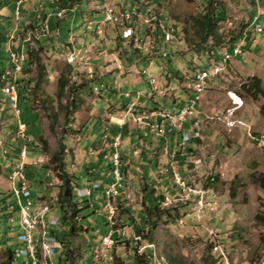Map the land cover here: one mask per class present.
<instances>
[{
	"label": "rangeland",
	"instance_id": "1",
	"mask_svg": "<svg viewBox=\"0 0 264 264\" xmlns=\"http://www.w3.org/2000/svg\"><path fill=\"white\" fill-rule=\"evenodd\" d=\"M16 1L0 0V75L12 68L10 52L16 53L19 59L23 57L28 64L30 59L27 51L32 47H39L30 35L28 24L32 19L37 24L44 22L47 25V28L44 26L47 36L40 34L37 38L43 45L38 48V54L46 66L47 74L44 77L45 82L41 83L44 91L37 90V94L38 99H46L50 95L47 104L53 103L56 109L54 111H58L57 125L62 122V113L58 110L55 95L59 75H65L69 83L76 82L86 87L82 88V102L74 112L72 131L66 140L67 149L63 154L65 168L79 182V186L84 187L81 190H90L91 183L82 179L86 168L97 161V156L90 154L88 148L99 146L100 135L105 132L108 122L125 126L117 131L120 134L119 151L125 153L128 163L120 166L124 179L121 182L122 187L118 188L114 196L116 213L112 218L113 225L120 228L121 233L125 231L120 237L130 240L132 233L137 236L135 225L143 226L139 209L143 195L142 185L146 182L143 172L145 168L152 171L149 179L153 183L151 185L154 194L165 196L161 207L167 211L153 226L149 223V227L144 228V233L147 229L151 230L152 244L140 240V252L151 250L156 259L155 264H264V223L256 218L257 214L264 215V188L260 181L252 177L253 174L264 175V116L259 109L263 101L251 99L241 88L248 76H257L264 82V0H254L256 4H252L251 0H213L214 3H222L225 10L224 19L218 22L217 30L223 42L218 44L210 38L201 43L196 34L194 19L198 17L207 0H140V4L133 0H79L76 8L71 9L68 16L59 21V9L56 11L52 8L49 0L25 1L19 6L20 14H15ZM145 3H149L147 10L144 8ZM100 6L104 11L111 10V7L117 10L128 9L132 22H135L136 14L138 20L134 30L139 39L135 37L134 30L127 34V27H119L115 33L114 23L101 22L105 21V12H92L100 11ZM254 8L259 9L255 20L262 32L253 31L249 25ZM59 12L61 17L66 14L64 10ZM155 13H162L160 20L165 18L163 28H167L157 35L159 45L155 44L154 38L161 26L156 25L157 19L153 20ZM118 24L129 26L126 21L121 22L120 18ZM87 28L97 36H104V39L109 40L103 42L99 38L98 43L105 51L109 48L115 54L110 62L113 70L108 71L114 73L110 81L109 75L103 70L89 71L87 65L94 66V63H90L92 60L88 63L72 46V41L76 42L74 34L83 29L88 31ZM176 29L178 36L175 37ZM18 33H22L24 39H20ZM119 33L123 41L117 36ZM11 35L16 39L8 40ZM238 38L239 42H245L243 53L229 57L227 53L225 57L229 61L225 66L223 60L225 69L216 78L212 67L217 64L210 67L206 65L207 56L203 54H208L211 49L214 53L218 46L235 42ZM171 39L174 40L173 44ZM161 45L167 56L151 57V47L160 48ZM156 50L160 52L159 49ZM233 58L235 60L230 62ZM149 59H153L150 73L154 76L150 77V82L141 70L146 67ZM23 65L24 62L21 61L22 69ZM167 67L171 68L169 78L166 75L169 71ZM199 68H206L200 74L205 73L208 78L216 79L203 93L202 101L200 100L203 102L201 110L205 115H197L195 118L199 121L200 134L194 154L186 156L183 162L178 163L175 152L177 148H170L168 145L170 134L161 136L159 132H154L155 125L162 124L156 115L158 111L170 108L177 97L190 94L189 91L186 92V78ZM28 69L29 80L36 75V67L31 64ZM22 71L16 73L17 81L23 78ZM200 74L195 79H188L190 82L195 81ZM8 78L6 75L2 76L3 81H7L5 85L13 84V78ZM16 83L15 81V85ZM3 84L0 81V264L7 247L16 251L24 247V243L16 238L21 230L18 224L20 210L13 193L11 178L13 172L19 168L20 149L33 138L30 136L29 140L24 139L23 134L18 132V119L26 124V134L31 130L48 141L50 150L57 148V139L49 130L46 114L30 95L34 83L24 80L19 83V87L18 84L16 86V104L20 111L18 118L8 94L1 89ZM229 92L239 96L242 104L238 105V100H234ZM136 93L139 95L137 101ZM146 99L152 100L154 104L145 106ZM175 108L182 106L175 105ZM142 115H147L148 118H144V121H148L151 126L135 119ZM101 119L105 122H100ZM229 120H240L243 125L235 124L231 127ZM136 124L149 127L153 134L163 138L159 141L155 138L153 144L156 147L151 149V154L141 153L143 138L151 140L150 131L147 127L137 128ZM57 125L56 131H62ZM171 131L173 129H165V133ZM176 133L178 132L173 135ZM256 136L262 138V141L253 139ZM133 143L136 147H130ZM150 146L153 147L152 144ZM180 146L181 152L185 154L187 150L184 151L182 145ZM3 148L6 149V154H3ZM26 148L25 168L21 172L26 177L31 198L37 202L33 205L36 212L43 206L52 205L56 196L55 185L59 180L52 169L41 167L52 165L49 161L50 153H42L32 146ZM106 151L110 153L112 150ZM109 162L107 186L114 181L111 173L117 166L115 161ZM181 170L185 173L183 176ZM13 181L15 186L19 185L18 176ZM91 192L81 193L83 197L80 198L75 197L80 202V207H83L79 214L81 231L74 240L75 245L81 244V264H114L115 261L116 264H132V245L136 244L134 242L128 247L124 243L114 245L113 242L112 247L106 249L108 259L95 261L93 255H98L96 241L111 230V226L107 218V198L93 188ZM74 193L78 196L77 189ZM88 198L93 203L95 212L91 207H86L88 204L85 200ZM110 201L109 199L108 202ZM10 217L15 221L10 222ZM51 219L56 221L53 226L49 223ZM61 220L62 212L57 206H51L41 219L45 226L37 221V227L32 231L37 261L30 256L21 255L15 258L13 264H35V261L36 264H58L60 250L57 246L54 248L56 242L51 245L45 243L49 241L46 237L53 239L51 231L56 234L60 232ZM215 245H219L220 249H214ZM115 254L118 260L115 259Z\"/></svg>",
	"mask_w": 264,
	"mask_h": 264
},
{
	"label": "trees",
	"instance_id": "2",
	"mask_svg": "<svg viewBox=\"0 0 264 264\" xmlns=\"http://www.w3.org/2000/svg\"><path fill=\"white\" fill-rule=\"evenodd\" d=\"M77 1H79V0H49L50 5L53 8H55L56 10L59 9V11L64 10L66 13L64 15V17H61L62 14L58 15L59 11H57L58 21L67 17L68 14L70 13L71 9L76 8ZM251 1H252V4H256V2L254 0H251ZM133 2H135L136 4H140L139 3L140 0H133ZM148 2H149V0H148ZM148 4L149 3L144 4L145 5L144 7L146 8V10H147ZM38 5L42 6L41 3H39ZM157 5H158V3H157ZM33 7H34V9H36L35 6H33ZM77 8L80 9V6H78ZM148 11H150L149 8H148ZM255 11H256V8H254L253 15H254ZM80 12L83 13V11L81 9H80ZM92 12H93V14H99V12H101V11H92ZM155 14L156 15L154 16L153 20L156 21V19H157L156 25L161 26L160 27L161 29L159 28L155 34L156 38H154L158 43L157 35L162 34L163 30L167 29V28H163V22H164L165 18L163 20L162 19L160 20L162 13H159V14L155 13ZM253 15H252V17H253ZM224 16H225V10H224V7L222 6V3H220V2L214 3L213 0H207L206 5H204L201 8V10L199 11L198 17H196L194 19V23L197 27L196 34L199 36L201 43L206 42L208 38L214 40L215 44L223 42V41H221V38H220L217 30H218V22L223 20ZM134 17H135V19H138L136 14ZM252 17H251V19H252ZM259 17H260V14H259ZM42 20L44 21L43 17H42ZM135 23L136 24H134V25L136 26L137 21H135ZM152 23H154V21ZM44 24H45L44 22H42L41 24H37L34 19L30 20V22L28 24V27L30 29V35L35 40V42L37 44H39L38 48H41L43 45L38 40L37 36L40 34H45L47 36L46 29H45V27L47 28V25L46 24L44 25ZM93 25L94 24H92V26ZM118 25H116V24L114 25V32L115 33L118 32V28H119ZM174 27H176V26H174ZM263 30H264V25H263ZM35 33L37 35H35ZM18 36L20 37V39H24V36L22 33H18ZM117 36H119L120 40L123 41V38H122L120 33L117 34ZM176 36H178L177 29H176V33H175V37ZM66 38H68V37H66ZM15 39L16 38H14L13 40H15ZM233 43L234 42L230 41L227 44H225L224 46H222V45L220 47L218 46V50H216L214 53L211 49L208 54H203L204 56H207L206 61L207 60L208 61L206 62V65H208L210 67V65H214L215 63H220L221 60L223 62L222 55L225 52L230 51L232 49ZM156 45H159V44H156ZM152 47H154V48H152ZM152 47H151V49H152L151 52H153L152 53L153 55H159V57L167 56V55L160 56L161 54H167V52L162 49V45L160 46V48L155 47V46H152ZM243 47H244V44H243ZM38 48L32 47L27 51V56L30 59V60H28V64H27L26 60H22V58H20L21 61L24 62L23 68L25 70L22 69L23 70L22 74L24 76L19 81L16 80L17 83L15 85V88H16L17 84L19 87V83L23 82L24 80H26L27 82H33L34 83L32 86V89L30 90V95H32L33 101L39 103L43 113L46 114V116L48 118L49 130L55 134L56 139H57V148L50 150V147H49L47 140H45L39 134H37V135L34 134L31 130H28L27 134H26V129H25L22 137L24 139L29 140V138L31 136L33 139L30 143L25 142L23 144L22 148L24 147L25 149H27L26 146H32V147L38 148V150L42 153H50L49 161L52 165L51 166L44 165L41 167L46 169V170L52 169L56 173V176L59 180V183L55 185L56 186V196L54 198L52 205H50V207L51 206H57L58 209L62 212V220H61L62 228H61L60 232L58 234H56L55 232L51 231V235L55 238L56 246L60 250V254L58 256V264H81L80 257H79L81 244L75 245V241H74L77 238V235L80 234V231H81V228L79 227V224H80L79 214H80L81 210L83 209V207H80V202L75 199V197L80 198V196L79 195L77 196L74 193V190L78 189L80 186H79V182H76L74 180L73 176L67 172V170L65 168V158H64L63 154H64L65 150L67 149L66 140L68 138L70 131H72V125L74 123V117H73L74 112L77 110V108L79 107V104L82 102L81 90L84 87H82V85H78L76 82L75 83H69V80L67 79V77L65 75H63V74L59 75V77L57 79V90H56L55 95H56V100L58 103V106H57L58 110H60L62 113V122H61V125H57V123H58V113L57 112L58 111H54L56 109L54 108L53 103H52V105L47 104V99L50 97V95H47L46 99H38L37 90H41V92L44 91L41 88V83L45 82L44 77L47 74L46 66L43 62H41V58L38 54V50H39ZM156 48L159 49L160 52L157 51ZM31 64H34L36 67V75L33 78L28 80L27 79V75L29 72L28 66H30ZM167 69L169 71L166 73V75L169 78L170 74H171V68L167 67ZM203 69H206V68H199V69L193 71V73L190 74L191 78H193V79L197 78L200 74V71ZM190 75H188L189 76L188 78H190ZM2 76L3 75L1 74L0 75V78H1L0 81L4 82L3 85H5L7 83V81H3ZM8 81H10L9 78H8ZM241 88L251 99H254V100L261 99L263 101L262 104L260 105L259 109H260L261 114L264 116V82L262 81V79L257 77V76H248L247 79L245 80V82L242 83ZM187 94H189V93H187ZM62 99H64L65 101L62 102L61 101ZM173 105L178 106L175 103H173L171 106H173ZM186 123H188L189 130H191L192 129L191 122H186ZM56 125L60 126L62 131H59V132L56 131V129H55ZM188 127H185V125H184L183 128H180V129L174 131V132L179 133L178 134L179 140L175 145V148H177V149H175L176 150L175 152H176L177 157H182L181 162H183V160L186 156H189L190 154H194V149H191V148H189V150H187L186 154H183L181 152V146L179 144L181 142L182 131L187 130L185 128H188ZM26 128H27V126H26ZM174 132L166 133V134L173 135ZM192 138L198 139L197 137H192ZM192 138H190V140ZM188 142H186V143H188ZM186 143H184L182 145V147ZM177 144L179 146H177ZM125 158H126L125 153L122 154L120 151V164L121 165H122V162L125 164V166L127 165L128 162H124ZM23 168H25V165ZM121 170H122V167H121ZM180 173H182L181 174L182 176L185 174L183 170H181ZM123 175H124V173H123ZM149 177H150V175L147 173L144 176V178L146 179V182L142 185L143 195H142L141 206L139 209V214L143 220L142 221L143 226H140L137 224L135 225V233L139 236L140 239L135 240L133 233L130 237L131 238L130 240L129 239L127 240L123 237L117 238L114 235L112 237L114 245L124 243L128 247L130 243H132V242L136 243V244L132 245V252H131L132 262H133L132 264H155L154 262H156V260L153 257L152 251L151 250H149V251L145 250V251L140 252V244H141V241H146L147 243L152 244L151 230L147 229L144 233V228H147L149 223L153 226L161 218L162 214H164L167 211L165 208L161 207L162 202H164L165 196L163 194H160V193L154 194V189H153V186L151 185L153 183L150 181ZM252 177L255 178L257 181H260L261 186L264 188V175L257 176L255 174H253ZM148 182H151V183H148ZM101 186H103V185H101ZM82 188H84V187H81V189ZM85 203L88 204V205H86V207L87 206L91 207L93 209V211L95 212V208L93 206V203L89 200V198L85 200ZM40 207L41 206H38V208H40ZM50 207H48V208H50ZM256 218L261 220L264 223V215L257 214ZM113 228L115 230L117 228L116 225L113 226ZM114 249H115V247L113 248V253L115 252ZM16 253H17L16 249H13L11 247H7L5 249L3 258L1 259V264H13L15 261V258H17ZM115 259L118 260V257L116 254H115ZM99 261H101V260H99ZM99 261H96V262H99ZM114 264H116V261L114 262Z\"/></svg>",
	"mask_w": 264,
	"mask_h": 264
},
{
	"label": "built area",
	"instance_id": "3",
	"mask_svg": "<svg viewBox=\"0 0 264 264\" xmlns=\"http://www.w3.org/2000/svg\"><path fill=\"white\" fill-rule=\"evenodd\" d=\"M29 1V0H17L16 1V11L15 14H20L19 9L20 5H22L23 2ZM257 1V0H256ZM145 8V7H144ZM100 11L101 12H108V21H101L103 23H114L118 25V18H128V13L129 10H124V9H113L111 7V11H104L102 7L100 6ZM256 13V11H255ZM255 13L251 19L250 26H252V30L255 32H262V30L259 27V24L255 20ZM59 15L61 13L59 12ZM149 19V18H148ZM228 23H230L228 21ZM136 24L135 22H132L129 20V26H119L118 27H127V33H133V29ZM247 32V30H246ZM122 36V35H121ZM154 37V36H153ZM13 37H8V40H11ZM155 44H158L157 41H155ZM244 42H239V38L233 43L232 49L228 51V57L230 55H234L235 53L238 52V48L243 47ZM153 54L150 56L152 57ZM167 55V54H161V56ZM154 56H159V55H154ZM9 59L12 64V68L5 70L2 75H7V74H15V81H16V73L20 72L21 67V61L16 58V53L10 52L9 54ZM153 63V59H149L148 64L146 65L145 68L142 67V72L147 75L148 81L150 82V77H154L151 73V65ZM219 64V75L223 72V66H222V60L220 63H215ZM216 78H218V76ZM191 78V75H190ZM216 78H208V75L206 77H200V81H197V85H190V79H186V91H189L190 94H187V97L185 98V104L182 106V108H175V105L171 106L170 108L163 109V112L157 113L158 121H161L162 124H156L155 129H161V136L165 135V128H166V121L167 120H174L175 121V128H173V132L183 128L186 122H189L190 119H193L191 121L192 127L195 128L196 130V137L199 136L200 134V128H199V121L195 119V112H196V107L198 103L200 102L203 93L208 89L210 86H212L215 83ZM14 84L11 85H3L1 86V89L4 93L8 94L10 104L13 105V109L16 112L15 116L18 118L20 111L17 108L16 104V99H15V93H14ZM137 94V93H136ZM230 95H233L234 100H238V105L242 104V100L235 95L234 92H229ZM138 94L136 96V101L138 99ZM237 98V99H236ZM134 104V102H133ZM145 113V111L143 112ZM144 118H148L147 115H142L141 117L135 118L138 121H141L149 126H151L148 121H144ZM231 127L235 124L237 125H243V123L238 120V121H230ZM26 129L25 123H21V121L18 119V132L20 134H23ZM182 136L181 139H189L192 137H187L184 136V130L182 131ZM117 135V140H118V149H117V155H118V165H117V179H114L113 182L111 183H119V175H120V167H119V159H120V151H119V145H120V134ZM260 141H262V138H256ZM2 144V142H1ZM3 154H6V149L3 148L2 150ZM106 157V156H105ZM19 168L13 172L12 176V182L11 185L13 187V193L15 194L16 202L19 206L20 214H19V221L18 224L21 228V230L17 233V240L24 243V247L19 248L20 253H22V250H31V242H32V230H31V216L34 212L33 205L35 200L31 198V190L28 186L26 177L24 173L21 172V169L24 167V160L26 158V149L23 147L20 150L19 153ZM19 177V185L15 186L13 181L15 178ZM111 183L109 184L108 189H100V184H94V182H91V188L95 190H101V193L105 197H114L117 192H111ZM119 188L120 185H119ZM77 194L82 197L81 194V187L77 189ZM92 194V192H91ZM106 204V203H105ZM108 207V205H107ZM10 222H14L15 219L13 217L9 218ZM113 220L111 219V230H109L107 233L103 234L102 236L99 237V243H98V255H93L95 256V261L99 260H107V253H106V246L110 240L111 237H113L114 233V228H113ZM52 226H53V220H52ZM135 240H139V236L134 235ZM51 244L53 241H49ZM219 245H215L214 249H218ZM33 256L35 258V254L33 253ZM37 262L35 261V264Z\"/></svg>",
	"mask_w": 264,
	"mask_h": 264
},
{
	"label": "crops",
	"instance_id": "4",
	"mask_svg": "<svg viewBox=\"0 0 264 264\" xmlns=\"http://www.w3.org/2000/svg\"><path fill=\"white\" fill-rule=\"evenodd\" d=\"M53 8V7H52ZM57 11V10H56ZM106 13V12H105ZM131 14V13H130ZM105 19V17H104ZM132 20V18L130 19ZM94 21V20H93ZM129 21H126V24L128 23ZM88 31H84L81 30L79 31L80 33L78 34H74L76 37V42H73L72 41V46L74 47V49H77L78 51V54L83 56L85 58V60H87V62L89 63V60H92V62L90 61V63H94V66L93 65H87L88 68H90L89 71H92L93 69H95L97 72L98 70H103L104 73H106L108 76V79L110 81V79H112L114 76V73L113 72H108L109 70H113L112 67H110V62L113 61V59L115 58V54L114 52L108 48L106 51L101 48L99 45L100 43H98V39L100 38L103 42H108L109 40L106 38L104 39V36H97L93 31L89 30V28H87ZM93 30V29H92ZM92 32V33H90ZM81 34V35H79ZM66 37H64L65 39ZM245 43V42H244ZM90 47H92V50L90 49ZM111 48V47H110ZM86 49V51H85ZM228 52V51H227ZM148 54V53H147ZM91 56V59H89ZM102 58V61L100 60ZM22 60H23V57H22ZM235 60L234 58L231 60V62ZM229 61V60H228ZM219 65V64H217ZM216 66V65H215ZM223 66V65H222ZM226 66V64H225ZM214 67V66H213ZM212 67V69H213ZM225 69V67H224ZM201 75V74H200ZM189 76H187L188 78ZM186 78V79H187ZM108 86V85H107ZM89 87V86H88ZM86 88V87H85ZM83 88V89H85ZM110 87L108 86L107 89H109ZM82 91V90H81ZM110 91V89H109ZM111 92V91H110ZM82 93V92H81ZM236 95V94H235ZM237 96V95H236ZM187 97V94H183L182 97H177L176 101H175V104H177L178 106H183L185 104V98ZM239 97V96H237ZM240 98V97H239ZM241 99V98H240ZM128 100V99H127ZM202 101V99H201ZM200 101V102H201ZM199 102V103H200ZM144 103H146L145 106H152L154 104V102L152 100H144ZM198 103V107L196 109V112H195V118H197V115H200L201 117L205 115L204 111L201 110V105L203 104V102L200 103L199 105ZM133 104V103H132ZM129 110H131V108H129ZM163 111H158V113H161ZM204 114V115H203ZM95 117H97V115H95ZM193 119H190L189 122H191ZM100 122H105L104 120H100ZM151 122V121H150ZM109 124L105 126V132L104 133H101L100 135V140H99V146H94V147H89L88 150H89V153H93L94 155L97 156V161L94 162L93 164L91 163V165H89L86 169V172L85 174L83 175V181L86 182V183H91V182H94V184H100V189H108L109 185L107 187L106 184L108 183V169H107V165L110 164L109 160H112V161H115L118 165V158L115 159L114 158V154L117 152V149L118 147H114V141H115V137H117L116 134H118V131L117 129L120 128V129H124L125 126L122 127V125H118V124H110V122H108ZM137 128L139 127H147V126H144V125H139V124H136ZM172 127V120H167L166 121V128H171ZM185 127H188V123L185 124ZM165 128V129H166ZM147 129L150 131V134H151V140L148 141L146 138H143L142 140V148H143V151H141V153H150L151 154V149L156 147L154 146V142H155V138L159 140H163V138L159 135H156L158 132L160 133L161 135V130L159 131L158 129H155L154 132L156 134H153V132L147 127ZM187 130H184V133H192L195 131V128L194 129H191L189 130V127L188 128H185ZM144 130V129H142ZM166 134V133H165ZM179 133H176L174 135H170L168 138V145L170 146V148H173L175 147L176 143L178 142V138H179ZM113 138V140H112ZM256 138H259L258 136H256L255 138L253 139H256ZM198 140L199 139H196V138H192L188 143H186V145H184L182 148H184V151L185 150H189V148L191 149H195L197 143H198ZM132 141V140H131ZM131 143V142H130ZM150 144H152L153 147L150 146ZM180 145H183L184 142H180L179 143ZM131 146L130 147H136L135 146V143L133 144H130ZM112 150L110 153L109 151H106V150ZM187 152V151H186ZM109 153V154H108ZM184 154V152H183ZM186 154V153H185ZM106 156V157H105ZM127 159V158H126ZM185 159V158H184ZM181 158H176V161L179 163L181 162ZM124 162H127L126 160H124ZM143 164V163H141ZM144 165V164H143ZM121 166L120 164V159H119V167ZM125 166V164L122 162V167ZM117 168L114 167L113 170H115ZM121 169V168H120ZM112 170V171H113ZM123 170V169H122ZM143 172H144V176L145 174H152V171L148 170V169H145L143 168ZM112 174V173H111ZM113 176V175H112ZM114 178V177H113ZM115 183H111V192H118V188H119V185L120 187H122V183H118L115 185V187H113ZM103 185V186H101ZM80 187H83V186H80ZM83 192H86V193H90L91 192V188L90 190L88 191H84V190H81ZM100 193H101V190H98ZM81 192V193H83ZM82 197H83V194H82ZM107 198V202L106 204L108 203V200L110 199L113 203H114V197H106ZM44 208H47V210H44ZM49 208L48 206H43L41 209H39L38 211L36 212H33L32 216H31V219H36L38 222L42 223L43 222L41 221L42 217L44 214H46V212H48ZM52 220L55 221L54 219H51L49 221L50 224H52ZM110 225H111V222H109ZM55 225V224H53ZM43 226H45L43 224ZM114 226V225H113ZM37 227V226H36ZM36 229V228H35ZM34 229V230H35ZM125 231H123L124 233ZM121 229L120 228H116L114 230V233L113 235L115 237H120L121 234ZM45 234H46V231H45ZM48 234V232H47ZM32 237L33 234H32ZM95 238V237H93ZM98 237H96L97 239ZM46 239H48L49 241H53L52 243H54L55 241V238L53 237V239L51 237H46ZM48 241V243H45L46 245L49 244L51 245V243ZM99 243V239L96 241V244L95 246H97ZM35 245V239L32 238V242H31V250H22V254L21 255H24V256H30L32 257L34 260L37 261L36 258H34L33 256V253L35 254V250H34V246ZM94 246V247H95ZM56 248V244H55V247ZM218 249H220V246H218ZM53 250V249H52ZM54 251V250H53ZM56 251V250H55ZM16 252H20V250L16 251ZM223 254V253H222ZM17 255V253H16ZM20 255V256H21ZM18 257V256H17Z\"/></svg>",
	"mask_w": 264,
	"mask_h": 264
},
{
	"label": "bare ground",
	"instance_id": "5",
	"mask_svg": "<svg viewBox=\"0 0 264 264\" xmlns=\"http://www.w3.org/2000/svg\"><path fill=\"white\" fill-rule=\"evenodd\" d=\"M103 9V8H102ZM108 11V10H107ZM109 11H111V10H109ZM259 11V9L257 8V10H256V13ZM255 13V14H256ZM132 18V15L130 14V13H128V18H120V20H121V22H125V21H129L130 19ZM105 21H108V12H106L105 13V19H104ZM135 21H137L138 19H134ZM128 24H129V22H128ZM128 26V25H127ZM134 30V29H133ZM135 31V30H134ZM127 34H131V33H127ZM10 37H14L13 35H11ZM135 37H136V31H135ZM135 37L133 38L134 40H135ZM241 37V36H240ZM137 38V37H136ZM12 39H14V38H12ZM11 39V40H12ZM137 40H138V38H137ZM173 41V42H172ZM171 44H173L174 43V40L173 39H171ZM227 53L228 52H225L224 53V56H223V58L227 55ZM243 53V49H242V47H240V48H238V52L237 53H235L236 55H241ZM237 57V56H236ZM16 58L18 59V60H20L17 56H16ZM224 60V62H225V64L228 62V60H229V58H224L223 59ZM231 62V61H230ZM229 65V64H228ZM22 67V66H21ZM22 70V68L20 69V71ZM223 70H224V67H223ZM219 73V65H216V66H214L213 67V74L214 75H217ZM7 76V78L8 77H12L13 78V83L15 82V74H7L6 75ZM200 77H206V75H205V73H202L201 75H200ZM200 77L197 79V80H195V81H191L190 82V85H197V81H200ZM14 93H15V99H16V103H17V101H18V96H17V92H16V88H15V84H14ZM173 128H175V121L174 120H172V127L171 128H169V130H172ZM172 132V131H171ZM184 136H187V137H196V130L194 131V132H192V133H184ZM113 140V139H112ZM182 141L184 142V143H186V142H188L189 141V139H182ZM114 145H115V147H118V140H117V137L115 138V141H114ZM114 158L115 159H117L118 158V155H117V152L114 154ZM172 171V170H171ZM112 175H113V177H114V179H117V168L115 169V170H113L112 171ZM124 179V176H123V174H122V171H121V169H120V175H119V183H121L122 182V180ZM177 180L179 181L180 180V178H177ZM116 184H118V183H115L114 185H113V187H115V185ZM108 214H107V218H108V221L109 222H111V219L113 218V216L115 215V213H116V207H115V204L112 202V201H110V202H108ZM44 210H47V208H44ZM56 223V221H53V224H55ZM37 220L36 219H31V230L33 231L35 228H36V226H37ZM112 245H113V240H112V237L110 238V240H109V242H108V244H107V246H106V249H109V248H111L112 247ZM23 253V252H22ZM22 253H20V252H17V256L19 257ZM156 260V259H155Z\"/></svg>",
	"mask_w": 264,
	"mask_h": 264
}]
</instances>
